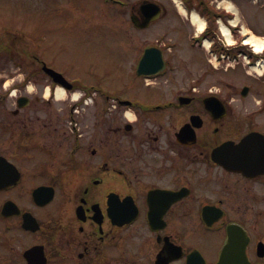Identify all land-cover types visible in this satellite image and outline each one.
Returning <instances> with one entry per match:
<instances>
[{
  "label": "flooded vegetation",
  "instance_id": "1",
  "mask_svg": "<svg viewBox=\"0 0 264 264\" xmlns=\"http://www.w3.org/2000/svg\"><path fill=\"white\" fill-rule=\"evenodd\" d=\"M186 1L201 13L208 0ZM137 2L120 10L151 13ZM3 3L0 264H264V73L206 84L204 35L158 0L154 37L124 27L140 55L120 59V87L95 67L85 83L49 64L28 26L39 14L47 33L48 0ZM148 48L164 68L140 76ZM46 66L71 85L64 101Z\"/></svg>",
  "mask_w": 264,
  "mask_h": 264
},
{
  "label": "rangeland",
  "instance_id": "2",
  "mask_svg": "<svg viewBox=\"0 0 264 264\" xmlns=\"http://www.w3.org/2000/svg\"><path fill=\"white\" fill-rule=\"evenodd\" d=\"M208 1L212 3L213 7H217V5L223 7V3L225 4L228 0L225 2L224 0ZM233 2L240 10L241 24L251 31L249 33L250 36L253 34L252 36H255V38L264 41V0H234ZM103 7H106L111 14H114V17L110 18V15H103ZM119 9L120 6H116V9L111 8V5L106 4L105 0H48L47 33L43 30L45 24L42 25V31L37 28L40 25L39 14H37L35 19L36 28H34V21L29 23L28 26L31 27L37 38L41 35L46 36L44 49H42L41 53L49 64L61 72L69 73L70 76L79 77L85 83H94L90 79L89 73L95 67L94 72L96 74L110 75V81L105 82L108 88L118 89L121 83L117 79L123 77L121 70L122 61L120 59L136 60L140 55L139 50L135 51L130 48L129 42L136 38L131 30L139 31V34L143 33L146 36L148 35V37H154L156 33L154 27L161 28L164 24L162 18L141 32L132 25L131 30H129L133 36L129 38L124 28L125 26L128 27L130 23L127 21L129 19V10H126L127 14L120 15L119 13H123V11H119ZM79 12H84L88 17L78 19L72 25L70 20L73 16H77ZM220 12L223 13V9H220ZM13 14L14 8L4 5L3 0H0V18L11 19L10 15ZM94 16H100L101 18H94ZM169 18L173 21L176 16L171 15ZM125 19L127 22H125ZM88 25L91 26L90 30L85 29ZM217 33V41L219 38L223 39L218 30ZM245 39L246 37L233 30V40L237 42L235 46L225 47L220 41L215 46L213 45V52L219 56L217 58L216 54L213 55V60L216 63L212 65L213 69L215 66L228 67L225 62L219 61L220 56L224 54L219 50L217 51V46L232 50L231 58L238 59L237 68L230 69L231 71L227 73L228 76L234 78L242 77L243 71L244 73L246 72L244 76L247 75V71L254 73V69H251L250 65L253 66L260 56L255 55L251 47L242 44ZM137 40L140 41L138 38ZM262 71H264L263 67ZM219 76H221V73L215 71L213 76L205 83L207 84L210 81L211 84H215Z\"/></svg>",
  "mask_w": 264,
  "mask_h": 264
},
{
  "label": "bare ground",
  "instance_id": "3",
  "mask_svg": "<svg viewBox=\"0 0 264 264\" xmlns=\"http://www.w3.org/2000/svg\"><path fill=\"white\" fill-rule=\"evenodd\" d=\"M225 6L229 10H231V11H233V12H235L237 14V17L233 20V24L240 23L241 18H240L239 9L237 8V6H235V4L233 2H231V1H226ZM192 19H193L192 22L198 26L199 31H203L204 28H205V20L202 19L196 13H193ZM224 30H225V34L228 37L229 41H232V36L229 33V31L226 28H224ZM244 32L248 33V29L246 27L244 29ZM246 43H253V44L257 45V51L258 52H261L263 50L262 46H263L264 43L261 40L255 38L254 36H247ZM57 92H58L57 93L58 94V98L64 97L65 92H64L63 89L60 88V89H58Z\"/></svg>",
  "mask_w": 264,
  "mask_h": 264
},
{
  "label": "water",
  "instance_id": "4",
  "mask_svg": "<svg viewBox=\"0 0 264 264\" xmlns=\"http://www.w3.org/2000/svg\"><path fill=\"white\" fill-rule=\"evenodd\" d=\"M147 55L144 56V59L142 60V64L141 65H146L147 64V59H146Z\"/></svg>",
  "mask_w": 264,
  "mask_h": 264
}]
</instances>
